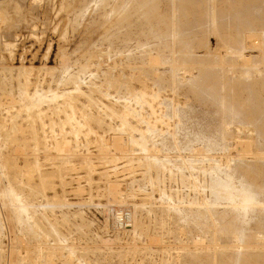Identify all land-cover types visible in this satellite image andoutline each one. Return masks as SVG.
I'll return each instance as SVG.
<instances>
[{"label":"rangeland","instance_id":"374dc122","mask_svg":"<svg viewBox=\"0 0 264 264\" xmlns=\"http://www.w3.org/2000/svg\"><path fill=\"white\" fill-rule=\"evenodd\" d=\"M0 264H264V0H0Z\"/></svg>","mask_w":264,"mask_h":264},{"label":"built area","instance_id":"2783aa9c","mask_svg":"<svg viewBox=\"0 0 264 264\" xmlns=\"http://www.w3.org/2000/svg\"><path fill=\"white\" fill-rule=\"evenodd\" d=\"M117 215L118 217L115 219L116 223H118V225L128 226V222L130 221L131 218L130 213L121 211Z\"/></svg>","mask_w":264,"mask_h":264},{"label":"bare ground","instance_id":"6f19581e","mask_svg":"<svg viewBox=\"0 0 264 264\" xmlns=\"http://www.w3.org/2000/svg\"><path fill=\"white\" fill-rule=\"evenodd\" d=\"M14 1H16V0H14ZM22 1H23V0H22ZM7 2H8V1H7ZM9 2H10V1H9ZM9 2H8V3H9ZM2 3H3V2H2ZM2 3H1V4H2ZM17 3H18V2H17ZM21 3H22V2H21ZM26 4H27V3H26ZM18 5H19V3H18ZM27 5H28V4H27ZM19 6H20V5H19ZM23 7H24V6H23ZM25 8H26V7H25ZM32 8H34V7H32ZM23 9H24V8H23ZM30 9H31V8H30Z\"/></svg>","mask_w":264,"mask_h":264}]
</instances>
